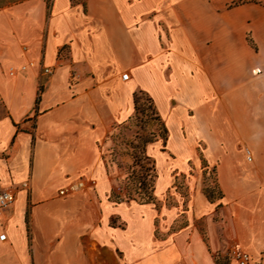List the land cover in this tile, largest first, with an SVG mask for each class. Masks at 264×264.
<instances>
[{
  "label": "crops",
  "instance_id": "crops-1",
  "mask_svg": "<svg viewBox=\"0 0 264 264\" xmlns=\"http://www.w3.org/2000/svg\"><path fill=\"white\" fill-rule=\"evenodd\" d=\"M141 95L167 135L118 202L100 144ZM0 98V189L30 184L0 264H264V0H0Z\"/></svg>",
  "mask_w": 264,
  "mask_h": 264
},
{
  "label": "rangeland",
  "instance_id": "rangeland-1",
  "mask_svg": "<svg viewBox=\"0 0 264 264\" xmlns=\"http://www.w3.org/2000/svg\"><path fill=\"white\" fill-rule=\"evenodd\" d=\"M135 102L133 115L108 129L100 144L108 174L114 181L112 198L118 202L153 199L155 165L150 148L167 135L152 102L142 95L136 96ZM204 184L213 190L215 198L220 195L214 172L205 175Z\"/></svg>",
  "mask_w": 264,
  "mask_h": 264
},
{
  "label": "built area",
  "instance_id": "built-area-1",
  "mask_svg": "<svg viewBox=\"0 0 264 264\" xmlns=\"http://www.w3.org/2000/svg\"><path fill=\"white\" fill-rule=\"evenodd\" d=\"M26 66H23L21 70H26ZM16 68L10 69V74L15 75L17 73ZM44 72L46 74H51L52 69L51 68H44ZM130 77L129 73L123 74V79L128 80ZM1 102V98H0ZM247 150V157L249 161H252L253 156L249 149ZM88 181H86L83 177H80L76 180L71 181L66 187L59 190L60 196L66 197L70 195H75L83 190H85L88 187ZM91 185H95V180H90ZM30 184L28 181H25L21 184H14L11 185L8 188L0 189V210L7 209L11 206H13L17 200V195L20 190L22 189H29ZM0 240L5 242L8 240V236L6 233H2L0 235ZM230 256L232 259L236 260L238 264H250V255L243 250H241L239 247L235 246L230 249Z\"/></svg>",
  "mask_w": 264,
  "mask_h": 264
},
{
  "label": "trees",
  "instance_id": "trees-1",
  "mask_svg": "<svg viewBox=\"0 0 264 264\" xmlns=\"http://www.w3.org/2000/svg\"><path fill=\"white\" fill-rule=\"evenodd\" d=\"M204 192H205V194H206V196L208 197L209 200H214L215 199V197L213 196V190L212 189L205 188Z\"/></svg>",
  "mask_w": 264,
  "mask_h": 264
}]
</instances>
